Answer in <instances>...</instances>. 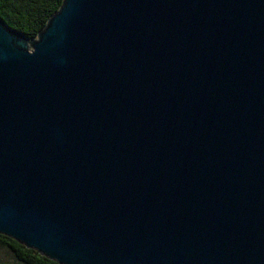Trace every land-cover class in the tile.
Here are the masks:
<instances>
[{"label": "water", "instance_id": "obj_1", "mask_svg": "<svg viewBox=\"0 0 264 264\" xmlns=\"http://www.w3.org/2000/svg\"><path fill=\"white\" fill-rule=\"evenodd\" d=\"M0 233L60 264H264V0L0 18Z\"/></svg>", "mask_w": 264, "mask_h": 264}, {"label": "trees", "instance_id": "obj_2", "mask_svg": "<svg viewBox=\"0 0 264 264\" xmlns=\"http://www.w3.org/2000/svg\"><path fill=\"white\" fill-rule=\"evenodd\" d=\"M61 0H0V18L27 37H33ZM0 246L14 264H60L34 248L0 233Z\"/></svg>", "mask_w": 264, "mask_h": 264}, {"label": "rangeland", "instance_id": "obj_3", "mask_svg": "<svg viewBox=\"0 0 264 264\" xmlns=\"http://www.w3.org/2000/svg\"><path fill=\"white\" fill-rule=\"evenodd\" d=\"M0 264H14L9 253L0 246Z\"/></svg>", "mask_w": 264, "mask_h": 264}]
</instances>
